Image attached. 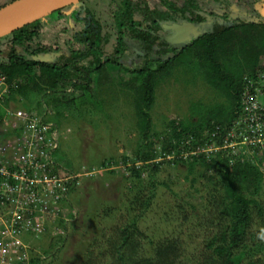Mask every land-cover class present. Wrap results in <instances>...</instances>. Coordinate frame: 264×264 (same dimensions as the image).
<instances>
[{"label": "trees", "instance_id": "trees-1", "mask_svg": "<svg viewBox=\"0 0 264 264\" xmlns=\"http://www.w3.org/2000/svg\"><path fill=\"white\" fill-rule=\"evenodd\" d=\"M88 1L0 37V44L9 45L0 61V78L9 83L0 101V126L6 137L20 134L4 122L6 109L38 110L41 124L55 133V114L80 113L97 93L93 74L99 86L115 84L110 68L118 66L131 73L119 84L131 93L136 147L121 162H103L108 175L119 173L112 166L124 165L115 187L120 196L106 205L93 196L85 204L72 197L78 178L56 157L54 145L46 172L59 179V198L36 204L37 218L26 214L25 221L41 223L40 231L25 221L16 225L24 244L14 252V264H264V0ZM102 4L108 14L98 11ZM181 21L197 25L200 34L173 45L165 39L164 23ZM44 55L48 59L37 58ZM181 65L214 90L216 99L191 101L187 117L170 119L157 131V88ZM255 101L258 108L246 107ZM165 165L183 168L187 193H176L161 178ZM162 187L176 196L166 221L194 223L202 234L194 246L181 234L153 236L142 229ZM44 207L60 216L55 228L40 221Z\"/></svg>", "mask_w": 264, "mask_h": 264}, {"label": "rangeland", "instance_id": "rangeland-1", "mask_svg": "<svg viewBox=\"0 0 264 264\" xmlns=\"http://www.w3.org/2000/svg\"><path fill=\"white\" fill-rule=\"evenodd\" d=\"M9 1L11 0H0V7ZM93 2V0H89L87 4L93 5ZM103 4L98 6V11L108 14L107 8ZM232 9L244 11L243 7L239 9V7L234 6ZM259 10L264 12V6H261ZM8 51L9 45L5 41L2 42L0 44V61L6 59ZM261 63L264 64V57ZM110 72L115 79V84L99 86L97 74H93L92 87L97 93L93 98H88L83 102L80 113L77 110H67L60 116L55 114L54 118L58 122V129L55 133H51L46 125L49 134L48 140L50 141L49 138H52L55 141V143L52 142L53 146L58 148L56 157H59L63 166L70 168L78 178L76 191L72 197H78L77 199L83 204L92 199V196L95 199H100L106 205H112L115 200L117 201L120 193L115 187L120 181L124 165L112 166L111 168H115L119 173L108 175L107 172L110 168L103 167V162L112 157L121 162L123 156L132 154L138 139L131 93L119 84L122 78L130 76L131 73L118 66L110 68ZM191 73L188 68L181 65L175 70V73L163 79L159 84L156 103L152 110L157 131L164 130L165 123L170 119L187 117L191 101L202 100L212 103L216 99L215 91L203 83L201 79L194 81ZM32 114L37 121H40L41 115L38 110L32 111ZM14 124L15 120L13 119L10 128ZM3 130L6 132L7 129L3 127ZM15 137L11 135V141L16 139ZM7 148V155L13 156L15 150L13 145H7ZM47 151L50 152V148H47ZM246 153L249 154L251 151H246ZM165 166L160 172L161 178L167 180L176 193L179 192L182 195L187 193L191 188L190 182L185 178L183 168ZM91 188L95 190L94 194L87 192ZM172 190L165 187L160 188V196L154 205L155 210L142 224V229L148 230L153 236H161L165 233L181 234L180 237H184V240L190 243V247H192L202 239V234H199L198 230L194 231V223L188 222L186 224L182 219H176L177 217L166 221V213L172 212L168 207L172 206L176 199ZM262 196L264 199V189ZM98 205L93 206L100 211L102 207ZM56 213L57 211L44 207L40 221L48 220L50 222L48 226L53 228L54 225L55 228L54 218L60 217Z\"/></svg>", "mask_w": 264, "mask_h": 264}, {"label": "built area", "instance_id": "built-area-1", "mask_svg": "<svg viewBox=\"0 0 264 264\" xmlns=\"http://www.w3.org/2000/svg\"><path fill=\"white\" fill-rule=\"evenodd\" d=\"M8 90L9 83L5 77H1L0 101ZM249 104L247 102V108H258L256 101ZM255 114L253 111L251 120H255ZM13 119L15 124L12 128L21 130L20 134L13 135L16 139L11 141L10 137L6 138L5 130L0 126V264H14V252L19 251L20 246L24 244L16 225L25 221L28 212H34L37 218L36 204L45 203L47 196L59 198L56 191L59 179L46 172L47 165L53 162L47 148L54 147L52 142L55 141L52 138L48 140L46 126L37 121L32 113L22 108L13 112L6 109L4 122L10 125ZM256 127L259 131V127ZM7 145H13V149L15 148L13 156L7 155ZM22 150L25 152L19 155L18 152ZM37 187H43V191H39ZM30 205L33 207H29ZM25 225L32 226L37 231L42 228L39 221L33 225L30 218L26 219ZM22 227L21 225L20 229L24 228Z\"/></svg>", "mask_w": 264, "mask_h": 264}, {"label": "water", "instance_id": "water-1", "mask_svg": "<svg viewBox=\"0 0 264 264\" xmlns=\"http://www.w3.org/2000/svg\"><path fill=\"white\" fill-rule=\"evenodd\" d=\"M80 0H14L0 8V37L13 30L39 19L55 10L78 3ZM164 28L172 30L165 39L173 44L187 43L191 37H197L200 29L189 21L164 23ZM48 59L47 55L38 56Z\"/></svg>", "mask_w": 264, "mask_h": 264}, {"label": "flooded vegetation", "instance_id": "flooded-vegetation-1", "mask_svg": "<svg viewBox=\"0 0 264 264\" xmlns=\"http://www.w3.org/2000/svg\"><path fill=\"white\" fill-rule=\"evenodd\" d=\"M181 22H184V21H181ZM168 30V29H167ZM172 32V30H168V33L167 34H169V33H171ZM167 34H166V36H167ZM165 36V37H166Z\"/></svg>", "mask_w": 264, "mask_h": 264}]
</instances>
